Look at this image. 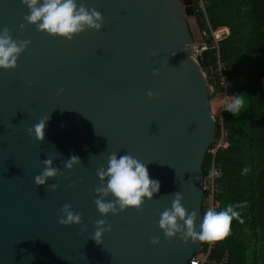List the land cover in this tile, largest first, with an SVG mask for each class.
Returning <instances> with one entry per match:
<instances>
[{
    "label": "water",
    "instance_id": "obj_1",
    "mask_svg": "<svg viewBox=\"0 0 264 264\" xmlns=\"http://www.w3.org/2000/svg\"><path fill=\"white\" fill-rule=\"evenodd\" d=\"M83 2L101 14V28L68 40L28 24L21 0H0V28L30 42L14 68L0 69V264H189L202 241L166 239L157 221L177 191L197 225L204 214L218 88L193 55L203 38L193 0ZM46 116L38 141L28 129ZM112 152L146 163L160 188L139 210L101 216L96 170ZM70 155L80 164L68 170ZM46 158L61 175L37 186ZM65 203L81 224L58 223ZM98 219L111 225L99 244L91 237Z\"/></svg>",
    "mask_w": 264,
    "mask_h": 264
},
{
    "label": "trees",
    "instance_id": "obj_2",
    "mask_svg": "<svg viewBox=\"0 0 264 264\" xmlns=\"http://www.w3.org/2000/svg\"><path fill=\"white\" fill-rule=\"evenodd\" d=\"M193 0L202 29L228 27L230 32L216 43L209 33V44L200 64L211 71L213 85L228 103L239 94L243 103L235 115L224 111L226 147L215 152L221 136L219 117L215 140L207 152L203 172L207 180L214 164L221 171L216 178L217 211L238 205L227 234L214 240L205 264H264V0ZM222 73L227 76L226 86ZM208 191L204 195V210ZM206 244L204 243V246ZM206 249V246L204 247Z\"/></svg>",
    "mask_w": 264,
    "mask_h": 264
},
{
    "label": "clouds",
    "instance_id": "obj_3",
    "mask_svg": "<svg viewBox=\"0 0 264 264\" xmlns=\"http://www.w3.org/2000/svg\"><path fill=\"white\" fill-rule=\"evenodd\" d=\"M27 7L28 13L24 20L28 24L35 25L38 31L49 35H58L71 40L75 34L86 29L99 30L102 24V16L94 8L86 7L83 0H21ZM24 28V24L20 25ZM30 42L27 40H13L7 27L0 28V69H10L16 66L19 54ZM156 53L153 52L152 55ZM157 70L153 69V75ZM63 91V88L58 90ZM149 97L153 96L151 91L147 92ZM243 100L239 94L232 95L231 102L225 105V111L235 115L239 112ZM48 116L41 117L37 123L28 129L29 134L34 133L35 139L42 141L44 128ZM43 168L39 174L34 176L37 186L45 185L50 178H58L61 173L53 166V160L46 158L42 160ZM80 164V158L70 155L64 160L63 167L71 170L74 165ZM99 185L94 188V204L101 216L108 214L117 215L130 207L140 209L145 199H151L158 193L159 180L150 178L146 163L136 157L124 153L117 155L112 152L107 157V166H101L96 170ZM52 190L58 187L57 183L48 185ZM170 208L160 213L157 225L162 230L166 239L178 237L183 241L195 239L199 241H211L219 239L227 234L229 225L233 218L238 217L234 209L238 205H229L219 211L208 208L198 225L195 210L187 211L182 205L183 199L180 192H173ZM110 199H105L106 197ZM58 223L61 225L81 224V215L74 212L71 205L65 203L61 206ZM95 230L92 239L101 243L103 233L111 230L105 220L98 219L94 222ZM151 243H159V237H152Z\"/></svg>",
    "mask_w": 264,
    "mask_h": 264
},
{
    "label": "built area",
    "instance_id": "obj_4",
    "mask_svg": "<svg viewBox=\"0 0 264 264\" xmlns=\"http://www.w3.org/2000/svg\"><path fill=\"white\" fill-rule=\"evenodd\" d=\"M200 4L205 9V5L203 0H200ZM210 30L208 29H202V34L203 38L200 40H196L193 42V55L199 60V57L202 56L203 52L208 49L209 44L207 41V36L209 33L213 36L214 40L216 43H218L219 40H221L223 37L227 36L230 32L229 28L224 26V27H219L217 29H213L211 26L209 27ZM222 83L226 86L227 84V76L222 73ZM225 97V96H224ZM226 98V97H225ZM225 105L226 103L223 104L222 109L223 112L225 111ZM222 125V122H220ZM226 132L223 129V125L221 126V136L217 141L215 142V151L220 148V147H226L228 145L226 139ZM213 148V149H214ZM213 151V152H215ZM221 175V171L215 167V165H212L211 173L208 177V179H205V191H208V195L206 198V207L205 211L208 208H214L216 209L219 206V202L215 200V192H216V178ZM204 210V207H203ZM204 243L206 244V249L204 248ZM214 240L211 241H202L203 244V249H202V254L200 256L194 255L191 259L189 264H205L208 260V257L211 253V250L214 247ZM226 258H224L222 261L216 263V264H225Z\"/></svg>",
    "mask_w": 264,
    "mask_h": 264
},
{
    "label": "rangeland",
    "instance_id": "obj_5",
    "mask_svg": "<svg viewBox=\"0 0 264 264\" xmlns=\"http://www.w3.org/2000/svg\"><path fill=\"white\" fill-rule=\"evenodd\" d=\"M218 97H221V96L220 95H215L213 97L211 96V107H212V112L215 115L216 119L219 117L220 122H222V114H223L222 106L224 103L227 104L228 100H227V97L226 98L224 97V94H223L222 100L219 99ZM211 151L212 152L215 151V148L211 149ZM206 251H207V248H206Z\"/></svg>",
    "mask_w": 264,
    "mask_h": 264
},
{
    "label": "crops",
    "instance_id": "obj_6",
    "mask_svg": "<svg viewBox=\"0 0 264 264\" xmlns=\"http://www.w3.org/2000/svg\"><path fill=\"white\" fill-rule=\"evenodd\" d=\"M264 88V87H263Z\"/></svg>",
    "mask_w": 264,
    "mask_h": 264
}]
</instances>
